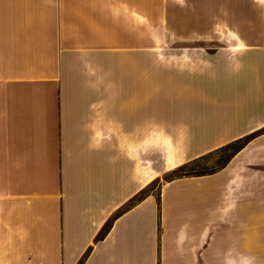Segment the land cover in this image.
Instances as JSON below:
<instances>
[{
    "label": "crops",
    "instance_id": "crops-1",
    "mask_svg": "<svg viewBox=\"0 0 264 264\" xmlns=\"http://www.w3.org/2000/svg\"><path fill=\"white\" fill-rule=\"evenodd\" d=\"M0 264H264V0H0Z\"/></svg>",
    "mask_w": 264,
    "mask_h": 264
},
{
    "label": "rangeland",
    "instance_id": "rangeland-1",
    "mask_svg": "<svg viewBox=\"0 0 264 264\" xmlns=\"http://www.w3.org/2000/svg\"><path fill=\"white\" fill-rule=\"evenodd\" d=\"M238 146L239 144H234L228 148L208 153L204 155V157L198 158V160L193 162L186 172H180L179 170L174 169L175 171L173 170L167 175H165L162 178V181L177 178L179 176H182L183 173L203 174L214 172L219 168L222 163H224L228 159V156L231 154V152Z\"/></svg>",
    "mask_w": 264,
    "mask_h": 264
},
{
    "label": "trees",
    "instance_id": "trees-1",
    "mask_svg": "<svg viewBox=\"0 0 264 264\" xmlns=\"http://www.w3.org/2000/svg\"><path fill=\"white\" fill-rule=\"evenodd\" d=\"M245 142H246V140H241V141H238V142H236V143H232V144H230V145H228V146H226V147H224V148H222V149H225V148H228V147H230L231 145H234V144H239V146L238 147H236L232 152H231V154L228 156V159L224 162V163H222L220 166H219V168H221L223 165H225V164H227V162L231 159V157L245 144ZM217 151V150H216ZM202 157H204V156H202ZM202 157H200V158H202ZM196 160H198V159H195V160H192V161H190V162H188V163H185V164H183V165H181V166H179V167H177L175 170H179L180 172H186L187 171V169L192 165V163L193 162H195ZM174 170V171H175ZM215 172V171H214ZM211 173H213V172H211ZM205 174H210V172L209 173H203V174H193V173H189V174H185V173H183V175L182 176H196V175H205ZM182 176H179V177H182ZM110 228V224H108L107 226H106V228H105V230L107 231L108 229Z\"/></svg>",
    "mask_w": 264,
    "mask_h": 264
}]
</instances>
